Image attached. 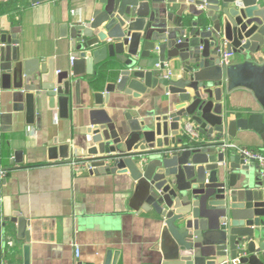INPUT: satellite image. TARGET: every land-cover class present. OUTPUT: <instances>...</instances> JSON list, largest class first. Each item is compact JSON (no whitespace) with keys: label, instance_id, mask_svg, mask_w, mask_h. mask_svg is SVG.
<instances>
[{"label":"water","instance_id":"obj_1","mask_svg":"<svg viewBox=\"0 0 264 264\" xmlns=\"http://www.w3.org/2000/svg\"><path fill=\"white\" fill-rule=\"evenodd\" d=\"M37 1L42 0H31ZM167 3L180 6L174 27L154 37L155 28L163 27L160 6ZM97 4L88 20L62 26L75 53L65 70H55L52 60H19L15 37L0 34V103L31 115L35 103L44 99L48 110L57 108L60 117H67L71 79L77 84L80 75L95 73L94 65L112 64L116 80L93 92L87 112L89 173H130L135 180L131 206L143 201L164 218L163 229L170 236L158 264H264V173L225 147L239 132L255 133L264 149V62L247 57L264 51V0ZM224 47L246 59L220 65ZM173 58L188 61L185 79L162 75ZM158 84L164 93L177 94L178 102L151 122L124 113L129 128L124 140L105 110L94 107L112 92L139 98ZM244 87L255 95L258 108L229 109L227 92ZM186 122L198 137L185 133ZM200 134L206 141L199 140ZM55 151L49 149V160L59 158ZM12 222L18 237L28 239L27 219L14 213ZM110 256L105 264H116L117 252Z\"/></svg>","mask_w":264,"mask_h":264},{"label":"crops","instance_id":"obj_2","mask_svg":"<svg viewBox=\"0 0 264 264\" xmlns=\"http://www.w3.org/2000/svg\"><path fill=\"white\" fill-rule=\"evenodd\" d=\"M10 1L12 4L0 12V34L15 37L18 59L52 60L55 70L68 69L75 53L62 26L88 20L97 0H0V8ZM160 7L163 27L155 28L154 37L174 27L172 20L180 9L179 4ZM167 7L170 11L165 13ZM233 57L232 63L246 59L244 54ZM247 57L262 64L264 51ZM187 63L178 58L168 60L162 75L169 71V78L185 79ZM92 76L80 75L77 84L71 79L67 117H60L57 108L48 110L44 99L35 103L31 115L14 113L0 103V171H4L0 176V264H23L26 257L28 264H105L109 252L110 259L117 252L116 264H158L169 244L164 218L143 201L131 206L135 180L130 173L83 170L74 174L70 168V159L91 157L86 128L87 112L93 107ZM226 95L227 106L233 111L258 108L248 88H235ZM108 98L94 107L105 110L121 140L129 133L124 113L151 122L178 102L177 94L164 93L161 84L139 98L117 91ZM199 140L206 138L200 134ZM231 143L264 151L255 133L238 132ZM51 147L56 148L57 160L48 159ZM18 152L20 161L15 162ZM14 213L27 219L28 239L18 237Z\"/></svg>","mask_w":264,"mask_h":264},{"label":"built area","instance_id":"obj_3","mask_svg":"<svg viewBox=\"0 0 264 264\" xmlns=\"http://www.w3.org/2000/svg\"><path fill=\"white\" fill-rule=\"evenodd\" d=\"M234 52L233 51H227V49L224 47L219 50V58H220V65L222 66H227L230 63H232V59L234 58ZM73 57H70V60H72ZM170 74L168 71L167 77ZM185 133L188 134L191 138H196L198 137L197 130L194 127V125L191 122H186L184 125ZM225 147H229L233 149L236 152H239L244 160L248 161L249 163H254L258 169L264 173V151L258 150V149H253L250 147H241L233 143H227ZM90 162L88 161L87 158H72L69 160V165L74 174L79 173L83 170H90L92 167L89 165ZM4 175V171H0V176ZM76 250V257L79 256V250L77 249V246L75 247ZM5 264V263H3Z\"/></svg>","mask_w":264,"mask_h":264},{"label":"trees","instance_id":"obj_4","mask_svg":"<svg viewBox=\"0 0 264 264\" xmlns=\"http://www.w3.org/2000/svg\"><path fill=\"white\" fill-rule=\"evenodd\" d=\"M12 4V1L1 5L0 12L5 11V8H8ZM117 78V71L114 69V66L110 63H101L98 64L95 73L89 79V86L92 91H104L106 85L112 81H115Z\"/></svg>","mask_w":264,"mask_h":264}]
</instances>
